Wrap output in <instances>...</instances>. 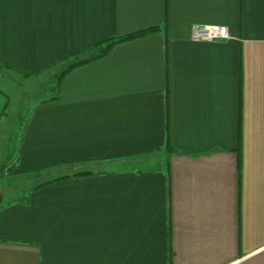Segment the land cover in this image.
<instances>
[{
    "label": "crops",
    "instance_id": "1",
    "mask_svg": "<svg viewBox=\"0 0 264 264\" xmlns=\"http://www.w3.org/2000/svg\"><path fill=\"white\" fill-rule=\"evenodd\" d=\"M0 61L54 93L24 114L0 83V178L34 183L0 264H264V0H0Z\"/></svg>",
    "mask_w": 264,
    "mask_h": 264
},
{
    "label": "rangeland",
    "instance_id": "2",
    "mask_svg": "<svg viewBox=\"0 0 264 264\" xmlns=\"http://www.w3.org/2000/svg\"><path fill=\"white\" fill-rule=\"evenodd\" d=\"M64 63L66 62H60L54 65L51 69H49L48 74L54 75L56 71H57L56 74H58V70H60L63 67ZM21 80L22 79L20 78V75L18 73H13L7 70V67L4 66L3 63L0 61V83H3V84L11 83V85H13L11 87V91L14 93L19 92L21 94L19 97L17 95L16 96H17V100L19 99L18 102H22L21 103L22 111L25 114L28 112L29 106H31V104L34 101L46 98L52 93V90L49 87L51 86V84L47 83L48 86L44 85V87L40 84L39 87H35L36 90H40L39 93L36 95H32L31 90L26 88V83H22ZM4 86L5 85H3V87ZM35 177H37L38 180H40L41 177L43 178L45 176L43 173H35ZM0 180H1L0 181V199L2 200V206L6 204L8 201L14 200L16 197H18L19 193H22V192L25 193L28 190V188L34 185V183H31L30 185L27 184L25 180L14 181V182L11 181V183L1 178Z\"/></svg>",
    "mask_w": 264,
    "mask_h": 264
},
{
    "label": "trees",
    "instance_id": "3",
    "mask_svg": "<svg viewBox=\"0 0 264 264\" xmlns=\"http://www.w3.org/2000/svg\"><path fill=\"white\" fill-rule=\"evenodd\" d=\"M157 29H149V30H143V31H138V32H134L131 33L129 35L123 36V37H117L111 40H107L104 41L102 43H99L91 48L85 49L83 51H79V52H75L72 55H69L65 58H63L62 60L66 63H64V68L63 70L60 72L59 77L56 81V88L58 89L60 86V83L62 82L63 78L73 69H75L76 67H79L81 65L87 64L89 62H92L94 60L100 59L102 57H104L114 46H116L119 43L122 42H126V41H130V40H134L136 38H139L141 36H144L146 34L155 32ZM88 53H95L94 55H86ZM6 66H9L6 64ZM56 98H52L51 100H54ZM171 147L167 148V151L170 152ZM92 172H76L73 173L74 176H80V175H86V174H91ZM67 177H70V174L67 175H63L61 177L52 179L50 181H47L45 183H38L35 188H39L41 186L47 185L49 183H53L62 179H65ZM19 202H25L28 203L29 199L27 197H23L21 199L18 200Z\"/></svg>",
    "mask_w": 264,
    "mask_h": 264
},
{
    "label": "built area",
    "instance_id": "4",
    "mask_svg": "<svg viewBox=\"0 0 264 264\" xmlns=\"http://www.w3.org/2000/svg\"><path fill=\"white\" fill-rule=\"evenodd\" d=\"M193 38L195 41L213 42L229 39V33L227 27H195Z\"/></svg>",
    "mask_w": 264,
    "mask_h": 264
},
{
    "label": "water",
    "instance_id": "5",
    "mask_svg": "<svg viewBox=\"0 0 264 264\" xmlns=\"http://www.w3.org/2000/svg\"><path fill=\"white\" fill-rule=\"evenodd\" d=\"M1 204H2V200L0 199V207H1Z\"/></svg>",
    "mask_w": 264,
    "mask_h": 264
}]
</instances>
